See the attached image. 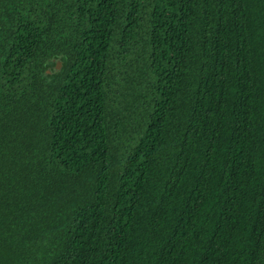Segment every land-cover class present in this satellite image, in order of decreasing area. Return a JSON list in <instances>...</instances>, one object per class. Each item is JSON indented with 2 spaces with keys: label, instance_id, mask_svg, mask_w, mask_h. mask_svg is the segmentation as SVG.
Wrapping results in <instances>:
<instances>
[{
  "label": "trees",
  "instance_id": "1",
  "mask_svg": "<svg viewBox=\"0 0 264 264\" xmlns=\"http://www.w3.org/2000/svg\"><path fill=\"white\" fill-rule=\"evenodd\" d=\"M0 264H264V0H0Z\"/></svg>",
  "mask_w": 264,
  "mask_h": 264
},
{
  "label": "water",
  "instance_id": "2",
  "mask_svg": "<svg viewBox=\"0 0 264 264\" xmlns=\"http://www.w3.org/2000/svg\"><path fill=\"white\" fill-rule=\"evenodd\" d=\"M60 69V63L58 60H55V67L53 68L54 71H57Z\"/></svg>",
  "mask_w": 264,
  "mask_h": 264
}]
</instances>
